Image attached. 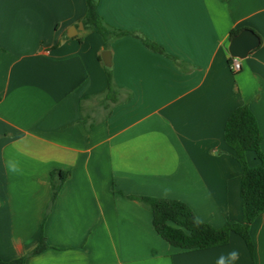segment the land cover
<instances>
[{"label":"crops","instance_id":"0c3cea01","mask_svg":"<svg viewBox=\"0 0 264 264\" xmlns=\"http://www.w3.org/2000/svg\"><path fill=\"white\" fill-rule=\"evenodd\" d=\"M86 0H0V258L23 264H264V211L251 254L181 249L136 196L175 198L202 222L242 221L241 168L223 138L246 104L264 153V0H97L126 34L105 47ZM82 22V27L79 23ZM259 45L230 69L232 29ZM117 88L106 97L102 53ZM249 165L259 163L246 152ZM10 162L16 171H9ZM67 176L50 203L51 172ZM43 235L47 247L31 254Z\"/></svg>","mask_w":264,"mask_h":264},{"label":"trees","instance_id":"16d2710c","mask_svg":"<svg viewBox=\"0 0 264 264\" xmlns=\"http://www.w3.org/2000/svg\"><path fill=\"white\" fill-rule=\"evenodd\" d=\"M82 22L86 28L95 30L107 47L111 39L126 34L139 36L130 32L114 28L107 24L97 11V0H86V9ZM240 30L232 29L230 37ZM144 44L157 52L165 53L163 48L148 38L139 36ZM107 74L106 97L115 100L117 88L114 84L111 71L104 66ZM223 138L241 168V208L242 221H227L221 227H214L200 221L193 210L183 201L175 198H155L136 196L152 213V222L156 232L171 245L181 249H204L226 244L230 233L238 234L245 242L249 252L253 254V242L250 235V226L257 216L264 211V153L261 150V133L256 118L248 105L235 107L228 115ZM253 151L259 160L255 166L248 164L246 152ZM67 175L60 170L51 172V198L55 199L61 183ZM47 247L44 236L41 234L39 242L31 254L41 252ZM25 257L9 261L0 258V264H23Z\"/></svg>","mask_w":264,"mask_h":264},{"label":"water","instance_id":"95a60500","mask_svg":"<svg viewBox=\"0 0 264 264\" xmlns=\"http://www.w3.org/2000/svg\"><path fill=\"white\" fill-rule=\"evenodd\" d=\"M82 22L79 26L82 27ZM260 43L258 35L249 28L241 29L231 37L228 45V52L232 57L244 58L251 50L255 49ZM102 60L106 66H110V54L108 50L102 53Z\"/></svg>","mask_w":264,"mask_h":264},{"label":"clouds","instance_id":"9594fccd","mask_svg":"<svg viewBox=\"0 0 264 264\" xmlns=\"http://www.w3.org/2000/svg\"><path fill=\"white\" fill-rule=\"evenodd\" d=\"M16 165L12 162H10L9 164V171H16ZM238 257V252L237 251H232L231 253H229V260L231 262V264H234L235 259ZM217 264H225V260L223 257H221V259L217 262Z\"/></svg>","mask_w":264,"mask_h":264},{"label":"built area","instance_id":"2783aa9c","mask_svg":"<svg viewBox=\"0 0 264 264\" xmlns=\"http://www.w3.org/2000/svg\"><path fill=\"white\" fill-rule=\"evenodd\" d=\"M240 68H241L240 59L231 56L230 57V69L233 72H237L240 70Z\"/></svg>","mask_w":264,"mask_h":264}]
</instances>
